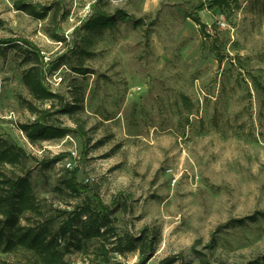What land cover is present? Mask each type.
Segmentation results:
<instances>
[{"label": "rangeland", "instance_id": "obj_1", "mask_svg": "<svg viewBox=\"0 0 264 264\" xmlns=\"http://www.w3.org/2000/svg\"><path fill=\"white\" fill-rule=\"evenodd\" d=\"M213 1L0 0V135L24 152L0 171L29 175L41 208L24 224L54 233L93 196L114 210V235L67 264H264V0ZM100 11L116 25L85 29ZM29 50L45 86L79 106L46 119L74 131L62 138L21 130L40 116L27 102L59 109L25 87ZM73 173L80 195L62 184ZM142 232L155 235L146 257L130 245ZM0 264L42 263L20 249Z\"/></svg>", "mask_w": 264, "mask_h": 264}, {"label": "trees", "instance_id": "obj_2", "mask_svg": "<svg viewBox=\"0 0 264 264\" xmlns=\"http://www.w3.org/2000/svg\"><path fill=\"white\" fill-rule=\"evenodd\" d=\"M214 5H228V0H214ZM25 7L19 5L22 10ZM203 7V6H202ZM29 13H34L33 10L26 8ZM36 15H39L36 12ZM117 15L121 19L130 18L123 12L117 11ZM139 23V21H137ZM116 25L114 15H110L105 11H100L97 15L88 20L84 28L94 30L97 28L107 29ZM82 53H87L82 51ZM27 57L30 63H34L32 67L25 71L23 75V83L27 90L32 94L34 99L41 103H47L58 99L59 109L56 112L48 114L47 110H39L34 104L27 102V108L32 113H38L40 116L31 124L21 126V130L26 137L36 142L51 138H62L72 130L56 128L49 125L46 121L57 113L63 115L75 114L79 106L65 103V99L59 94L51 92L44 84L42 74L37 68L40 62L41 55L39 52L29 50ZM81 74L87 71L83 66L76 70ZM80 136L84 137L83 128H79ZM24 152L15 145L10 144L0 135V164L16 167L22 163ZM52 162L45 164L49 167ZM62 184L70 192L80 195L84 192V186L79 184L76 179V173H73L70 178L62 181ZM113 209L110 206L103 204L98 196H93L89 202L77 207L75 215L65 220L63 224L53 233L48 225L32 226L24 224L28 220V214L36 216L41 215V208L37 197L34 193L33 186L29 175L19 177H9L0 171V252L25 250L33 253L42 264H67L65 261L66 252L71 248L81 249L85 241L95 238H103L106 234L113 236L114 228L111 226V217ZM73 212V213H74ZM155 235H146L141 233L130 243L135 246L141 256L146 257L153 253ZM102 256H106V250L101 248ZM93 264H122L121 262H110L109 260H98ZM257 264V263H249Z\"/></svg>", "mask_w": 264, "mask_h": 264}]
</instances>
